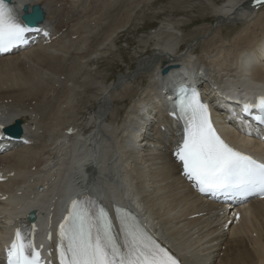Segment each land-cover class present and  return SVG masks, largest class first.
<instances>
[{"label":"bare ground","instance_id":"obj_1","mask_svg":"<svg viewBox=\"0 0 264 264\" xmlns=\"http://www.w3.org/2000/svg\"><path fill=\"white\" fill-rule=\"evenodd\" d=\"M14 1L20 6L40 5L44 9L46 18L42 26L51 29L53 42L0 58V123L6 128L20 121L24 130L21 138L33 142L29 147L12 149L0 156V168L9 176L5 184H0V198L9 196L0 201V231L31 212L37 216L38 239L43 242L42 232L51 228L52 218L60 215L69 198L93 193L105 204L125 205L141 213L185 264L264 262V201L252 200L241 225L224 229L230 216L224 218L222 206L197 195L181 177V167L172 158L178 131L168 118L169 105L164 96L174 81L198 78L203 82L199 88L207 89L209 99L213 96L228 107L232 94L241 89L247 95L262 94L264 9L249 10L248 0H226L220 6L211 3L213 15L222 20L220 23H234L233 34L223 27L213 30L203 26L199 29L203 41L197 49L171 52L158 47L141 55L137 70L118 77L97 103L93 117L78 124L77 134L69 137L65 135L69 124L65 128L64 125L71 121L60 116L61 96L57 107L50 106L45 114L41 104L49 103L51 95L70 87L71 71L67 78L66 74L60 75H64V81L55 77L60 55L64 61L65 55L72 57V50L80 45L78 62L84 64L86 42L81 41V36L78 42L71 40L83 26L77 24L74 31L69 21L78 12L87 19L93 0ZM127 5L123 0L119 9H127ZM119 15L111 17V24L103 31L93 54L107 50L129 18L128 11ZM161 30L166 33L167 25ZM68 39L70 46L66 47ZM174 65L178 68L163 74L165 67ZM143 75H149L150 87L126 109L120 122L110 120V116H117L112 108L116 96L111 94L120 88L131 90L130 80ZM230 114L227 110L219 111L220 125ZM88 128L90 131L86 132ZM238 132L236 125L223 127L230 142L234 140L264 157V144L238 136ZM5 234H1V240Z\"/></svg>","mask_w":264,"mask_h":264},{"label":"snow or ice","instance_id":"obj_2","mask_svg":"<svg viewBox=\"0 0 264 264\" xmlns=\"http://www.w3.org/2000/svg\"><path fill=\"white\" fill-rule=\"evenodd\" d=\"M256 4L264 5V0H256ZM31 31L14 7L0 0V52L27 44ZM243 111L246 115L255 111L253 119L264 124V97L243 105ZM173 115L183 123L182 142L174 156L184 177L199 192H255L264 197V162L237 151L217 134L208 105L198 92L183 90ZM115 213L114 224L109 212L96 202L88 198L71 201L58 227L59 264H180L131 213L119 208ZM34 231L35 225L28 229L20 222L5 249L6 264H43Z\"/></svg>","mask_w":264,"mask_h":264},{"label":"rangeland","instance_id":"obj_3","mask_svg":"<svg viewBox=\"0 0 264 264\" xmlns=\"http://www.w3.org/2000/svg\"><path fill=\"white\" fill-rule=\"evenodd\" d=\"M122 1L93 0L92 8L86 13L87 19L85 14L78 12L74 13L69 21V23H72L71 27L74 25V31L77 24L83 26L82 30L78 31V35L73 36L71 40L78 42L81 36V41L86 42L88 49H84V55H86L84 64L78 62V59L81 60L80 45L72 50V57L65 55L66 58H63L66 60L63 59L64 61H62V55H60L58 61V71L60 73L57 71L58 76L55 74V77L59 78L61 74H66L67 78L72 72L73 78L69 81V90L65 89L62 93L59 91L56 95H51L49 103L41 104V109H45V114L48 112L47 108L54 105L57 107L58 102L62 101L59 103V107L62 108L60 116L66 119L65 121H71L66 126L64 125V128L68 127V124L69 126L71 124L79 127L78 124L88 121L90 117L92 118L98 109L99 104L97 103L101 102L105 92L112 84L117 82L118 77L127 76L136 71L137 60L146 52L158 47L174 52L181 49L187 51L189 47L197 49L203 41L199 32V29L203 26L212 27L213 30L223 27L225 32L232 34L235 31L234 23H220L222 20L219 19V21L213 15L210 6L211 3L215 6L223 5L226 0H125V3L128 4L127 9H119ZM109 5V9H107ZM127 11L129 12V18L125 20L124 26L111 39L107 50L103 51L102 49V54H93L92 51L96 50L97 42L103 37V31L109 23L111 24V17L121 13L124 14ZM88 19L92 21L88 22ZM165 25H167L168 31L163 33L164 31L161 29ZM110 28L115 30V27L111 26ZM66 30L68 31L67 28ZM156 31L157 33H155ZM64 45L66 47L70 46L69 39ZM89 55L91 58H88ZM73 56H77L75 60H73ZM98 58L100 59L96 60ZM67 59L69 63L66 62ZM64 75L60 76L63 81L66 80ZM130 82V85H132L131 90L120 89L121 91L118 90L111 94V96H116L112 99L114 103L112 108L114 115L117 114V116H110V120L120 122L126 109L132 107L134 101L151 84L149 75L137 76V79L130 80ZM59 96H61L60 101L58 100ZM55 98L56 101L53 100ZM62 103L65 105L63 106ZM73 116H76L77 119L74 120ZM85 131L89 132L90 128Z\"/></svg>","mask_w":264,"mask_h":264},{"label":"water","instance_id":"obj_4","mask_svg":"<svg viewBox=\"0 0 264 264\" xmlns=\"http://www.w3.org/2000/svg\"><path fill=\"white\" fill-rule=\"evenodd\" d=\"M10 1V0H7ZM24 19L31 25V26H38L44 22L45 19V13L44 10L40 5H35L32 7L31 12L29 11L28 6L24 7ZM169 72V69H165L163 74L167 75ZM8 135L19 138L22 134L21 130V123L18 122L15 127L8 128L5 131ZM30 220H35V214H31L29 217Z\"/></svg>","mask_w":264,"mask_h":264}]
</instances>
